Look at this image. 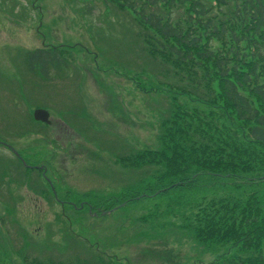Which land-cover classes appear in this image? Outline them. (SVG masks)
Returning <instances> with one entry per match:
<instances>
[{
	"label": "rangeland",
	"instance_id": "374dc122",
	"mask_svg": "<svg viewBox=\"0 0 264 264\" xmlns=\"http://www.w3.org/2000/svg\"><path fill=\"white\" fill-rule=\"evenodd\" d=\"M2 3L5 12L0 10V72L9 73L7 77L20 79V69L21 76H28L23 61L14 59L17 49L32 51L46 44L48 47H78L69 50L75 57L68 62L66 84L57 79V87L48 86L45 93L33 89L25 92L31 95L32 91L33 97L46 95L48 106L56 103L54 109L65 115L66 125L50 112L51 126L48 133H44L47 137H41L45 140L35 142L32 136L12 137L13 119L21 124V115L27 114L30 105L17 100L14 92L7 93L3 89L0 96L6 98H0V128L5 132H0L1 136L11 141L15 151L29 154L30 162L44 164L53 158L50 163L54 170L48 174L49 179L77 192L78 197L87 192L99 193L101 197L115 196L116 190L119 193L126 181L128 185L136 182L141 173H125L114 163L112 155L131 152L133 148L128 146L156 147L158 119L167 101L159 93L146 92L151 90L149 87L154 85V80L167 82L165 68L157 71L148 66L150 61L140 52L139 41L137 44L133 38L136 28L132 20L109 3L101 0H2ZM13 4L17 7V16L9 12ZM49 75L54 77L55 70L51 69ZM30 83L33 88L39 85L31 78ZM43 100L34 98L37 105L46 107ZM17 102L22 104L15 105ZM81 136L93 144L106 142L99 155L93 152L92 144L82 141ZM28 179L31 181L27 182ZM36 181L35 174L22 172L14 158L0 148V264H20L17 252L22 247L25 248L22 257L48 255L52 259H62L79 254L80 242L83 246L78 251L81 256L85 255L83 244L103 252L106 242L112 246L104 253L124 264H207L213 260V250L199 248L191 237L182 236L178 227L182 218L177 214L193 205L191 200L190 205L179 204L175 196L164 201L147 200L137 205L128 204L103 217H92L86 211L68 209L62 212L59 204L48 198L45 189L37 184L41 180ZM203 181L213 185L219 183L209 179ZM212 191L211 186V190L203 193L191 195L187 192L186 195L196 201L203 196L229 195L226 188ZM73 199L70 195V200ZM167 204L173 213L165 217L166 212L162 210ZM155 205L161 221L151 224V230L156 224L162 226L164 220L171 222L165 225L166 229L157 230V235L149 232L148 224L138 222L148 211H154ZM58 219L65 221L80 240L68 239L71 234ZM110 234H113L112 239Z\"/></svg>",
	"mask_w": 264,
	"mask_h": 264
},
{
	"label": "trees",
	"instance_id": "16d2710c",
	"mask_svg": "<svg viewBox=\"0 0 264 264\" xmlns=\"http://www.w3.org/2000/svg\"><path fill=\"white\" fill-rule=\"evenodd\" d=\"M101 1L130 16L134 40L151 60L148 66L165 68L167 82L150 86L146 93L164 94L168 104L159 117L158 147L115 158L117 166L141 173L140 178L115 196L89 193L77 202L98 207L104 200L108 204L103 211L108 212L122 204L174 196L179 204L190 205L191 200L194 204L177 214L182 218L178 227L199 248L214 251L210 264H264V0ZM68 52L63 53L71 56ZM23 57L30 75L39 68L47 77L50 67L62 65L56 49ZM16 97L38 106L20 90ZM20 128L21 135L32 134ZM42 128L35 134L45 136ZM206 179L218 181L214 188L229 189V195L189 199L187 192L213 185L205 188ZM157 211L155 207L138 219L155 235L171 223L164 220L151 230V224L161 221ZM162 211L165 217L173 213L169 204ZM77 253L43 263L24 257V263L123 264L90 248L82 251L83 257Z\"/></svg>",
	"mask_w": 264,
	"mask_h": 264
},
{
	"label": "water",
	"instance_id": "95a60500",
	"mask_svg": "<svg viewBox=\"0 0 264 264\" xmlns=\"http://www.w3.org/2000/svg\"><path fill=\"white\" fill-rule=\"evenodd\" d=\"M33 118L35 121H39V122H42L45 124H49L48 113L46 111H43V110L34 111Z\"/></svg>",
	"mask_w": 264,
	"mask_h": 264
}]
</instances>
